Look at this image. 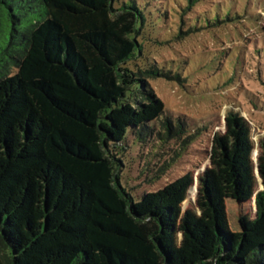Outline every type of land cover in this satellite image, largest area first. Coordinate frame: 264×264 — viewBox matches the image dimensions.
I'll use <instances>...</instances> for the list:
<instances>
[{
  "label": "trees",
  "instance_id": "1",
  "mask_svg": "<svg viewBox=\"0 0 264 264\" xmlns=\"http://www.w3.org/2000/svg\"><path fill=\"white\" fill-rule=\"evenodd\" d=\"M243 1L211 2L175 37L237 22ZM179 2L204 0H0V264H264V189L240 230L220 198L252 178L254 146L264 183V137L250 138L239 111L225 114L231 130L216 134L202 179L211 218L186 220L181 241L193 173L138 200L120 179L132 144L198 137L148 82L182 70L140 65L146 34Z\"/></svg>",
  "mask_w": 264,
  "mask_h": 264
},
{
  "label": "rangeland",
  "instance_id": "2",
  "mask_svg": "<svg viewBox=\"0 0 264 264\" xmlns=\"http://www.w3.org/2000/svg\"><path fill=\"white\" fill-rule=\"evenodd\" d=\"M216 1L221 0H204L190 9L184 2H179V6L173 3V9L167 10L168 23L159 27L160 35L146 34L147 57H142L141 64L135 60L143 68L153 62L182 70L180 79L157 77L149 78L148 82L168 107L174 124L179 117L190 126L191 132L200 129L196 140L185 147L181 146V139L155 141L154 145L150 141L144 147L132 144L125 151L127 164L119 172L122 183L137 200L145 191L156 190L186 172L193 173L195 192L183 203L180 241L186 235V220L211 218V206L203 203L202 179L208 170L215 169L216 134L225 135L231 130L225 114L231 109L239 111L250 125V138L258 141L264 137V0H245L241 8L237 5L238 13H244V9L247 13L235 23L198 27L194 32H183L180 39L175 37L182 22L186 28L188 23L198 21V15ZM166 24L170 30H164ZM155 36L164 42L155 40ZM250 158L254 168L247 184L240 189L220 191L232 230H240L242 219L254 215L256 193L264 189L256 146ZM163 167L165 170L160 174L158 170ZM2 245L0 241L3 260Z\"/></svg>",
  "mask_w": 264,
  "mask_h": 264
}]
</instances>
